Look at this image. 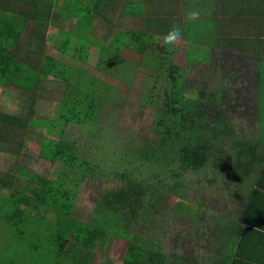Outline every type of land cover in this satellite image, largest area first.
I'll list each match as a JSON object with an SVG mask.
<instances>
[{
    "label": "trees",
    "instance_id": "obj_1",
    "mask_svg": "<svg viewBox=\"0 0 264 264\" xmlns=\"http://www.w3.org/2000/svg\"><path fill=\"white\" fill-rule=\"evenodd\" d=\"M71 1L64 0L61 4V0H0V90L14 89L30 98L24 116L0 112V143L8 148L16 146L13 149L18 150L14 155H18L19 148L27 145L24 138L26 127H45L48 135L37 143L35 150L40 158L49 163H59L61 168L58 178H45L17 166V174L26 177L34 187L25 193L12 182L0 180L1 188L10 190L9 196H0V215L12 209L11 217L8 216L10 220L23 217L28 224L36 220L39 228L34 226L29 230L39 235L33 243L35 247H38L40 240L43 241L39 247L38 264H178L172 262L174 258L166 253L154 236V231L160 230L167 243L172 244L176 226L169 214L167 216L165 210L159 209L160 194L150 197L151 191L155 188L158 192H174V195L183 198L182 193L172 189L179 182L189 186L191 182L186 181L185 177L194 174L202 177L198 180L200 185L194 187L193 194L219 186L222 176L237 161L239 142L242 141L240 135L234 131L231 120L216 124L212 131L199 129L202 120L189 113L191 98H187L184 89L186 68L180 65L175 50H169L168 45L162 48L157 42L153 48L152 35L146 38V34L138 35L136 32L116 36L107 46L94 36L100 23L112 27L115 13L127 5L124 0H83L89 3L84 17L70 14ZM77 5L79 9L84 8L79 1ZM131 6L135 9V6ZM129 9L126 14H129ZM77 15L75 24L79 28L83 23L88 25V39L82 40L79 48L77 38L73 58H77L76 53L80 49L81 54L84 51L90 53L92 46L99 44L103 49L101 53H104L99 66H104L107 74L113 70L112 75L121 74L125 78L135 63L125 61L123 57L119 62H114L115 53L120 52L121 55L125 46L133 51V57L140 56L139 63L146 65L148 61H153L156 82L151 89L149 102H157L153 122L157 136L150 144L137 143L131 155L127 149L120 154L110 152L111 156L104 162L95 161L66 136V130L71 125L95 124L99 110L106 102V95L96 88L95 82L81 89L82 77L78 75L79 78L75 79L78 76L73 75L68 63L45 54L46 36L53 27L51 25L59 26L58 19H75ZM72 39L70 33H65L61 50L67 55L72 48ZM81 56L85 63L87 58ZM113 62L120 63L121 68L113 67ZM161 76L166 77V84L162 93H157L155 90ZM72 80L75 83L65 91L60 116L36 117V96L43 82L70 84ZM196 96L198 100L193 99L194 103L199 106L207 103L206 92L200 91ZM154 170L157 172L152 173ZM99 172L108 178L118 176L123 182L122 186L117 190H108L99 197L92 221H78L73 214L77 183L97 176ZM9 179L13 180L10 176ZM127 198L143 203L140 208L142 212L138 215L139 226L144 227L142 237H136L135 229L118 219L120 213L125 220L128 216L120 207ZM116 203H119L118 208ZM21 206H26V210L32 207L36 213L25 218L26 213ZM40 207L44 208L42 217L37 213ZM193 211L190 206L187 211L192 212L188 215L190 218H195ZM49 213L53 216H47ZM17 232L30 243L25 236L27 231L18 229ZM182 237L192 241L189 234ZM116 239L124 243L122 248L116 247Z\"/></svg>",
    "mask_w": 264,
    "mask_h": 264
},
{
    "label": "rangeland",
    "instance_id": "obj_2",
    "mask_svg": "<svg viewBox=\"0 0 264 264\" xmlns=\"http://www.w3.org/2000/svg\"><path fill=\"white\" fill-rule=\"evenodd\" d=\"M77 1L84 7L83 9H79ZM124 1L126 2L127 0ZM63 2L64 0H61V4ZM71 2L72 12H70V14H80V17H84L89 3L83 0H72ZM77 19L78 15L75 19L68 20L60 18L58 19L59 26L51 25L53 27L48 30L46 36L45 54L54 56L68 63V65L72 67L71 72H73V75L75 77L78 75L82 77L80 79L81 89H85L88 87V84L95 82L96 88L106 95V102L99 110L95 124L85 126L71 125L66 130V136L76 142L88 158L94 159L95 161L104 162L105 159L111 156L110 152L120 154L122 150L127 149L130 150L129 154L131 155L132 149L135 148L137 143L150 144L157 136L153 130L157 102L155 104L149 102L151 89L156 82L155 72L152 67L153 61H148L146 65L144 63H139L140 56L136 55L133 57V51L127 49L125 46L122 50V57L124 59L126 58L125 61L132 60L135 63L132 65L133 70L127 73V78H125V76L121 74L112 75V73H114L113 70L107 74L103 70L104 66H99L100 58L104 55V53H101L103 49L98 46L99 44H94L90 53L84 51L85 53L81 54L82 50L80 49V52L76 53L77 58H73L72 54L74 53V46L77 43V38L79 40V48L82 46V40L86 41L88 39V25L83 23L79 28L77 24H75ZM122 26V30L124 31L138 27V25L133 22L130 25L124 23ZM67 32L73 36L72 48L68 55L61 50L64 35ZM94 36H96L103 45L107 46L112 43L114 39L113 27H105L103 23H100ZM91 38L94 40L93 37ZM114 50H116V48H114ZM182 53L183 52L175 54V56L178 58L177 61L180 65L186 68L185 72L187 75L184 76V89L187 98H191V109L189 108V113L192 117L202 120L198 125L199 129L212 131L216 124H225L227 120L241 121L245 125V120H241L235 115L241 112V108H239L240 105L237 102L234 103L231 99V90L226 88V84L225 87L223 86V80L225 81V74L223 73L230 64L223 60L217 63L212 62V68L218 66L223 74V78L217 80L209 72V64L207 61L202 64L186 63ZM80 54L87 58L85 63ZM202 57L203 55L201 54L200 56L194 55L193 58L201 59ZM228 58L230 57H225V59ZM117 60L119 62V59ZM230 60H232V58H230ZM234 66L238 70L239 66L235 64ZM113 67L121 68V64H114L113 62ZM79 76L75 79L79 78ZM237 79L239 78L237 77ZM165 80L166 77L161 76L155 92L162 93L163 86L166 84ZM74 83L75 80H72L70 84L44 81L36 96L35 116L38 118H58L60 116L61 102L65 91ZM200 91L206 92L205 100L207 103L199 106L194 103L193 99L198 100L196 95ZM29 102V96L17 90L10 88L0 90L1 113L24 116L25 111L30 105ZM25 131L24 138L27 141V145L19 148L18 155H14L18 150L13 149L16 146L13 145L8 148V146H2L0 143V180L8 181V183L12 182L18 186V189L28 193L34 186L30 184L26 177L17 174V166L26 168L28 171L45 178H58L61 168L59 163H49L40 158L35 150L37 143H39L44 136L48 135L47 129L38 125H29L26 127ZM155 172H157V170H154L152 173ZM9 176L12 177L13 180H10ZM200 177H202L200 174L186 175V181L191 182L189 186H187L185 182L184 185L180 182L174 185L175 189L172 190L182 193L183 198L177 197V195L173 194L174 192H158L155 188L150 194V197L160 194L159 209L165 210L164 213L167 216L169 214V217L175 221L176 233L172 239V244L167 243L164 234L161 235L160 230L154 231L156 240L162 244L166 253L174 258V261H172L173 263H182L183 254L181 251V243L183 241H188L184 239L182 235L191 233L194 227L196 229L195 218H190L188 216L192 214V212L187 213L185 205L194 202L199 196L206 194L211 188L210 187L203 193L193 194L192 191L194 187L200 185L198 181ZM122 183L123 182L118 176L112 175L108 178L101 172H99L97 176H92V178L89 177L77 183V201L73 213L74 217H76L78 221H92L99 197L106 194L108 190H117L122 186ZM9 194V189L1 188L0 186V196H9ZM222 195L223 193L220 194L217 202L214 203V210L207 214L210 218L204 219L206 225H208L207 221L211 219L207 229L208 233H219L216 238V243L213 244L215 249L227 248L224 246L223 242L225 228L222 225V216L226 215L224 214L226 207L222 200ZM142 204L140 200L127 198L125 201L121 202L120 205V207L125 210V213L128 214V216L126 215V220L123 214H118V219L124 221V225L135 229L134 234L136 237L144 236V227L139 226L140 220L138 216L140 212H142V210H140ZM116 207H119V203H116ZM21 209L25 210V218L36 213V211L32 210V207L26 210V206H21ZM11 211L12 209H9L7 211L8 213L5 212L0 215V264H38L37 260L40 256L39 247L43 241L40 240L38 247H35L33 243L35 239H38L39 235L38 233L30 232V230L33 229L34 226L39 228V224L36 220H34L32 224H28L23 217L22 219L14 218L10 220L8 216L11 217ZM42 211H44L43 207L37 210L39 217H42ZM47 216L50 217L53 216V214L49 213ZM197 228L200 229L199 227ZM18 229L27 231L25 236L30 239V243L19 236L17 232ZM189 242L197 243L199 241L192 239V241ZM115 243L117 248H122L124 246V243L120 240L118 241L116 239ZM228 246H230V243H228ZM231 248H233V246H231ZM188 249H190V247ZM208 250L209 248L199 247L196 249L197 255H208ZM191 258V262L197 260L195 256H191ZM183 259L185 260V258ZM201 259L202 261L205 260L203 257Z\"/></svg>",
    "mask_w": 264,
    "mask_h": 264
},
{
    "label": "crops",
    "instance_id": "obj_3",
    "mask_svg": "<svg viewBox=\"0 0 264 264\" xmlns=\"http://www.w3.org/2000/svg\"><path fill=\"white\" fill-rule=\"evenodd\" d=\"M126 3L113 18L114 37L132 32L146 34V38L152 35L153 48L159 42L160 47L168 45L175 54L183 52L186 63L207 61L215 79L225 74L223 86L226 84L231 90V99L241 108L235 115L249 126L231 120L242 140L236 163L226 171L220 186L211 187L185 205L187 211L190 206L195 211L196 229L188 234L199 242L181 243L185 260L182 258L179 264H264V0H127ZM132 22L138 27L122 30L124 23ZM201 54V59L193 58ZM115 55L114 62L120 61V52ZM221 60L230 64L223 74L218 66L212 68V62ZM234 64L239 66L238 70ZM221 193L226 207V215H221L227 248L215 249L213 244L219 233H208L211 219L208 225L204 219L210 218L207 214L214 210ZM199 247L209 248V254L198 256ZM191 256L197 260L191 262Z\"/></svg>",
    "mask_w": 264,
    "mask_h": 264
}]
</instances>
